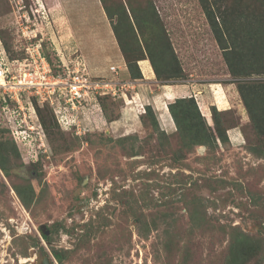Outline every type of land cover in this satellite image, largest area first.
I'll return each mask as SVG.
<instances>
[{"label":"rangeland","instance_id":"1","mask_svg":"<svg viewBox=\"0 0 264 264\" xmlns=\"http://www.w3.org/2000/svg\"><path fill=\"white\" fill-rule=\"evenodd\" d=\"M77 5L82 7L77 15L65 13L73 24L84 22L77 26L82 49L57 39L69 22L60 21V13L28 12V0H0V44L18 39L14 49L23 50L22 56H9L12 72L28 62L27 43L36 41V51L54 62L58 57L72 67L83 60L88 76L110 81L94 77L87 58L109 66L106 52L93 50L86 34L104 29L103 9L117 45L107 57L113 58V81L122 93L109 94L117 98L108 100L105 115L90 108L92 122L85 130L73 134V128L51 125L47 152L25 148L20 159L0 167V264H43L44 256L62 264L53 249L64 252L63 264H264V134L257 132L238 91L239 84L263 81L264 75L235 76L225 59L230 50L239 55L229 34L239 30L244 36L251 17L238 21V13L262 12L251 17L259 24L264 0H80ZM118 54L120 61L114 58ZM154 54L170 64L158 63L161 78L150 60ZM141 57L150 62L157 83L172 90L184 85L187 92L158 105L135 99L139 79L130 75V64ZM186 96L194 97L202 117L190 136L189 126L177 131L169 110ZM38 103L55 117L56 107ZM148 105L158 127L153 113L142 115ZM0 129L4 141L16 138L2 108ZM199 135L208 142L194 144L192 136ZM16 187H23L24 195ZM41 226L53 229L51 243ZM244 243L248 251L242 255Z\"/></svg>","mask_w":264,"mask_h":264},{"label":"trees","instance_id":"2","mask_svg":"<svg viewBox=\"0 0 264 264\" xmlns=\"http://www.w3.org/2000/svg\"><path fill=\"white\" fill-rule=\"evenodd\" d=\"M37 7H38L37 0H28V9H29L28 12H32ZM261 13L262 12H257L256 14L254 13L247 14L244 11H240L238 13V17H239L238 21L243 19V17L245 18V16L247 17L253 16V18L255 17L258 18L259 14ZM251 17L248 18V24H246L247 29L244 32L245 33L244 36L240 34L239 30H237L238 32L232 31V34H229L233 41L232 44L234 46V50L239 52V55L232 53L233 50H230L225 52V59L228 65H230V70L234 71L233 74L235 76L264 75V21L258 24V21L257 20L253 21ZM3 42L8 56L14 58L16 55L18 56L23 55V50L14 49V45L16 44L17 46V44H20L19 43L20 40L15 39L14 42H12V44H10L5 40ZM221 43H223V41ZM225 48H229V47H225ZM18 51L21 54H18ZM45 54L47 55V58L49 59L54 69L56 70L60 69V67H57V65L58 66L61 65L60 59L58 57H55L56 59L55 61L56 64H55L54 58L51 57L50 54L47 53ZM154 55L155 56H151L150 60L155 69L157 77L161 78L162 75L160 74L158 63L164 60V56L163 54H159V55L154 54ZM144 58L141 57L140 59H137L134 64V67L133 65L130 64L131 66L130 75L132 76L133 79H140L143 77L142 73L139 70L137 62L139 60H144ZM161 64L168 66L170 68V64L168 60H165ZM238 91L241 98L243 99L244 105L247 109L250 118L253 120V124L255 125L257 132L264 134V80L263 81L248 80L243 84H239ZM116 98L117 97H113L111 95L97 96V103L99 104V108L103 115H105V113L107 114L108 112L106 107L108 100L116 101ZM24 100L27 107H29L31 110H34V113L32 115V122L42 130L47 142L49 141L48 138L50 133L48 130L51 125H55L61 131H63L59 127L60 124L54 117L53 112L49 111L50 109L46 107H41V105L38 103L37 97L33 95H25ZM14 106L15 103H13L7 96L3 95V97H0V108L4 110V112L8 116V119H10L11 124L13 122L11 120L10 111ZM169 110L171 112L172 118L174 119L175 125L177 127V131H179L180 134L183 133L182 131L185 126H189L188 129L190 130H188L187 134L188 136H190L191 135L190 132H192V130L194 129L193 126L198 127L196 121L202 120L200 114V108L197 106V103L193 96L176 98L174 102L170 103ZM142 112H141L142 115L144 113L147 114L148 112H149L148 114L153 113L152 118L154 122L157 123V127L159 126L157 116L154 114V112H152V107L150 105L146 106V109L143 110ZM111 120L112 119H110V121ZM2 131L3 130L0 129V137ZM74 131H75V127L73 128L71 133L74 134ZM11 132H13L12 125H11ZM192 139H193L192 142L194 144L196 143L201 144L206 142L203 139V137H200V135L192 136ZM209 139L211 140L214 139V136L212 135L209 136ZM25 148L27 147L17 138L12 140V142H8V140L4 141L2 138H0V167L3 168L6 166L4 163L5 160L9 161L18 158L20 159V155L26 152ZM16 190L18 191V193L20 194L23 193L24 195L23 187H16ZM41 231H42V237L48 243H51L53 229L46 226L45 227L41 226ZM247 251H248V246H246V244L244 243L243 246H241L240 248L239 254L243 255V253ZM52 253L58 262L62 264L64 263L65 258H64V252L62 250L53 249Z\"/></svg>","mask_w":264,"mask_h":264},{"label":"built area","instance_id":"3","mask_svg":"<svg viewBox=\"0 0 264 264\" xmlns=\"http://www.w3.org/2000/svg\"><path fill=\"white\" fill-rule=\"evenodd\" d=\"M33 12L35 13L34 10ZM26 27L29 28V25ZM24 35L27 36L25 32ZM38 44L36 41L27 43L29 60L18 68L17 73L12 72L8 64L9 56L4 43L0 44V92L6 93L7 90L9 94L6 93L5 96L15 103L10 116L16 138L28 149L34 146L47 152V141L42 130L32 122L34 110L27 107L25 95H33L39 102L51 103L56 107L55 117L62 127L65 125L68 129L75 127L76 130H85L84 125L88 124L86 112H90V108L100 110L97 96H120L122 93L119 94V83L88 76L81 60L72 67L61 63L60 66L57 65L60 69H54L47 55L41 50L36 51ZM110 69L117 71L116 66H111ZM30 155L34 156L35 153Z\"/></svg>","mask_w":264,"mask_h":264},{"label":"crops","instance_id":"4","mask_svg":"<svg viewBox=\"0 0 264 264\" xmlns=\"http://www.w3.org/2000/svg\"><path fill=\"white\" fill-rule=\"evenodd\" d=\"M90 1L93 2L94 0H90ZM37 2H38V7L36 9H44L48 13V15L49 14L57 15V13H60V16H59L60 21L62 20V17L68 19L69 22H68L67 29H65V32H64L65 34L60 33L63 35H59V37H57V39L60 38L61 40H63V42L66 40L70 41L73 44H75L79 49H82L81 39L77 34V28H78L77 26H79V27L82 26L84 24V22L80 21V22L73 24L70 21V18H69V15L67 14V12L65 13V10H67L68 12H71L73 16H74V14L77 15V11H80L82 8L81 5H79V6L77 5V3L80 2V0H37ZM61 12H63V14H61ZM101 14L103 15V17L105 19L104 20V29L101 31H98L97 33H94L92 35H89V33H86V34H87L88 41L93 46V50L103 51L104 53L106 52V60L107 59L110 60V62H108L109 66H106V63L99 66L97 63H91V61H92L91 58H89V57H87V58H88V62L90 64V68L92 70L94 77H98L95 75H103L104 78H110V80H114L116 77L115 73L110 69L111 66H114L112 64L113 58L107 57V52H109V50L117 49V45L114 42L115 38L112 35L113 34L112 29L109 25V22H108L106 15L104 14L103 9H101ZM81 18H84V17H81ZM81 29H82V27H81ZM81 29H80V34H81ZM61 32H62V30H61ZM83 39L86 40L85 37H83ZM103 57H105V56L103 55ZM120 57H122V55L120 56V54H118L114 58H116V60L120 61V59H119ZM84 63L86 64L87 68L89 69V65L86 62H84ZM139 64H140L141 69H142L143 77L137 81L136 89H134L136 91L135 99H137L138 101L144 102V103L148 102V103H150V105H152L154 103H155V105L156 104L158 105L157 101H159V104H160L161 100L169 99L170 96L176 95L178 93L187 92L186 88H184L185 87L184 85H179V87H176L175 90H172L169 84L157 83L158 81H156V79L154 78L155 74H154L153 68H152V66L148 60H141L139 62ZM117 67L119 69H122L121 65H119ZM107 71H110L111 75H108ZM156 87H158V88H156ZM132 95H133V93H132ZM160 110H165V109L163 107L161 109H159V113H156L158 116L160 114L162 116V111H160ZM89 114H90V112H89ZM89 114L86 112L87 123L92 122ZM165 114H166V112H165ZM94 115H97V113L96 114L94 113ZM91 116H93L92 112H91ZM88 118H90V120ZM169 123L170 122L168 120V124Z\"/></svg>","mask_w":264,"mask_h":264},{"label":"water","instance_id":"5","mask_svg":"<svg viewBox=\"0 0 264 264\" xmlns=\"http://www.w3.org/2000/svg\"><path fill=\"white\" fill-rule=\"evenodd\" d=\"M43 264H51L50 258L48 256H44Z\"/></svg>","mask_w":264,"mask_h":264},{"label":"bare ground","instance_id":"6","mask_svg":"<svg viewBox=\"0 0 264 264\" xmlns=\"http://www.w3.org/2000/svg\"><path fill=\"white\" fill-rule=\"evenodd\" d=\"M34 259V258H33Z\"/></svg>","mask_w":264,"mask_h":264}]
</instances>
